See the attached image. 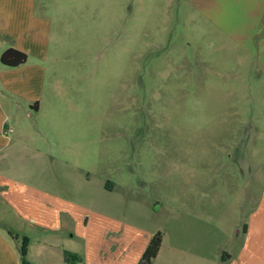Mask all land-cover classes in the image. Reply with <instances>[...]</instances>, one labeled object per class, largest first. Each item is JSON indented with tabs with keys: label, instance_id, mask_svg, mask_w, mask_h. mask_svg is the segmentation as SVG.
Wrapping results in <instances>:
<instances>
[{
	"label": "rangeland",
	"instance_id": "rangeland-1",
	"mask_svg": "<svg viewBox=\"0 0 264 264\" xmlns=\"http://www.w3.org/2000/svg\"><path fill=\"white\" fill-rule=\"evenodd\" d=\"M47 19L55 118L93 100L98 164L80 173L129 190L132 218L136 202L199 207L204 189L247 208L263 184L264 79L188 0H47Z\"/></svg>",
	"mask_w": 264,
	"mask_h": 264
},
{
	"label": "crops",
	"instance_id": "crops-1",
	"mask_svg": "<svg viewBox=\"0 0 264 264\" xmlns=\"http://www.w3.org/2000/svg\"><path fill=\"white\" fill-rule=\"evenodd\" d=\"M188 5L264 79V0ZM50 34L47 0H0V55L27 57L16 68L0 63V264H20V239L27 264H63L66 255L81 264H264V160L262 190L246 195L247 208L242 198L229 208L222 192L204 189L199 207L157 201L149 213L136 202L133 218L129 190L80 173L79 165L98 164L93 100L87 112L67 111L73 123L55 118L62 96L56 82L47 93ZM157 232L161 246L145 263Z\"/></svg>",
	"mask_w": 264,
	"mask_h": 264
},
{
	"label": "trees",
	"instance_id": "trees-1",
	"mask_svg": "<svg viewBox=\"0 0 264 264\" xmlns=\"http://www.w3.org/2000/svg\"><path fill=\"white\" fill-rule=\"evenodd\" d=\"M26 55L23 52H20L15 49H8L0 55V63L4 67L7 68H16L23 65L26 62ZM162 243V234L157 232L150 239L144 253L142 256V260L145 263H150L157 255L159 248ZM25 247L26 241L22 239V244L19 248L20 255V264H27L25 261ZM65 260L70 262V264H74L76 261H79L76 257L71 255H66Z\"/></svg>",
	"mask_w": 264,
	"mask_h": 264
},
{
	"label": "built area",
	"instance_id": "built-area-1",
	"mask_svg": "<svg viewBox=\"0 0 264 264\" xmlns=\"http://www.w3.org/2000/svg\"><path fill=\"white\" fill-rule=\"evenodd\" d=\"M8 131H10V130H8ZM63 264H70V262H68L67 260H65ZM74 264H81V263L79 261H76Z\"/></svg>",
	"mask_w": 264,
	"mask_h": 264
}]
</instances>
